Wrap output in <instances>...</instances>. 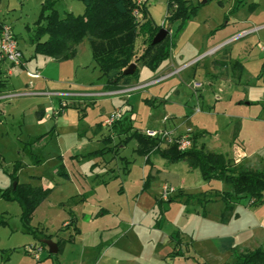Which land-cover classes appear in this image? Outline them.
Segmentation results:
<instances>
[{"label": "rangeland", "instance_id": "obj_1", "mask_svg": "<svg viewBox=\"0 0 264 264\" xmlns=\"http://www.w3.org/2000/svg\"><path fill=\"white\" fill-rule=\"evenodd\" d=\"M43 1L0 0V20L12 25L27 58L31 51L27 38L31 32L24 25L32 27ZM187 1L196 6L195 13L184 22L177 20L172 23L166 19V0L146 1L153 22L166 27L169 35L173 37L169 57L160 64L157 73L167 65H171V68L183 65L186 67L160 83L129 93V103L138 121L134 124L143 130L132 127L145 134V130L163 129V121L174 124L182 131L186 126H191L193 133L204 131L195 139L197 146L204 145L208 151L221 153L225 157L227 154L235 155L230 147L234 127H237V142L244 146L256 169L264 170V70L261 69L264 62V0ZM54 7L61 15L67 11L73 14L83 12V3L80 0H55ZM241 30H245V34L231 37ZM142 39V35L137 37L135 48L142 47ZM38 56L41 55L36 57ZM55 65L56 62H48L40 77L35 79L46 83L44 89L88 90L92 88L90 86L103 82L100 79V70L92 61L86 39L80 43L71 60L62 62L64 68L61 72L53 70ZM171 68L167 67L169 70ZM25 70L12 68L7 88L0 94L23 91L28 80ZM137 73L139 77L135 82H142L156 75L142 64H138ZM155 96L164 101L153 106L144 102L145 98ZM44 99L40 96L0 98V190L8 189L11 185L14 188L16 183H29L50 189L47 197L31 214V228L23 225L18 202L0 196V219L7 222L0 224V262L10 260L9 264H115L116 259L112 260L115 252L120 254L117 259L122 258V254L124 256L125 247L119 246L124 245L126 233L128 240L133 243L134 258L144 259L145 246L139 241L144 236V231L136 225L140 222L138 217L132 218L134 202L139 198L141 201L144 199L145 204L152 200L154 194L162 197L164 185L161 188L159 184H152L154 180L149 173L150 163L145 162V156L134 151V139L118 146L116 144L124 134H117L108 143L111 150L101 156H93L86 152L103 145L99 141L96 143L94 138L86 141L87 149H81L84 142H80L84 135L77 131L78 122L95 125L102 107L117 106L121 104V98L98 96L95 97L97 104L94 106L86 98L79 105L76 104V107L79 106L77 108L69 104L52 117L57 121L53 129L44 123L38 126L29 125L27 118L22 117L32 109H38V104L41 105ZM196 108L199 111H194ZM179 114L184 119H179ZM145 121L148 123L146 127L142 124ZM107 129L103 128V132ZM182 131L176 130V133ZM231 158L229 160L234 162ZM151 160L155 166L178 171L190 185L185 187V193H198L208 186L199 170H188L186 162H167L159 155H152ZM16 163L19 166L15 169ZM60 166L69 175V179L57 173ZM14 172L16 181L11 179ZM220 181L214 180L213 186L222 183ZM144 182L148 185L145 190ZM150 185L155 187L145 192ZM225 187L230 188L228 184ZM175 202L177 203L172 204L175 212L180 210L193 215V209H202V205L197 204L196 200L185 204L181 198L180 202ZM248 202L250 203L248 198L240 199L236 207L244 208L248 206ZM117 217H120V224L113 226ZM179 219L175 215L173 220L177 222ZM64 221L70 225L64 226ZM178 223L181 228L186 224L183 221ZM262 226L258 241L264 247V221ZM171 227L165 223L163 229L173 232ZM29 229L50 235L48 239L51 241H64L62 251L48 256L47 246L43 245L40 260L35 261L30 254L24 252V247L27 246L25 244H40ZM173 233L175 235V231ZM186 233L182 239L185 240L183 252L190 245V231L186 230ZM104 251L106 258L99 262L97 254ZM167 262L186 264L183 258L174 263L168 259L166 262L157 263L152 260L150 263Z\"/></svg>", "mask_w": 264, "mask_h": 264}, {"label": "trees", "instance_id": "obj_2", "mask_svg": "<svg viewBox=\"0 0 264 264\" xmlns=\"http://www.w3.org/2000/svg\"><path fill=\"white\" fill-rule=\"evenodd\" d=\"M80 1L83 3L82 13L73 14L67 11L62 15L54 7L55 0L42 2L29 36L33 56H47L57 61L69 60L76 54L77 45L86 39L91 50L92 61L100 70L101 76L104 77L106 90L117 89L123 85L131 84L137 79V67L132 74L124 75L122 73L130 62H135L136 65L142 64L155 72L159 65L169 57L173 46V37L167 34L160 42L152 43V38L161 25L153 22L147 8V0ZM195 10L196 6L189 4L187 0H166V19L169 23L177 20L184 22L195 13ZM140 35L143 36L142 47L138 49L135 48V42ZM261 69L264 70V62ZM1 84L5 85V80H0ZM153 101L154 99H144V102L150 104H153ZM61 108L59 107L57 111L59 112ZM237 129H234L233 137L236 136ZM108 130L109 133L103 137L104 141L110 140L113 132L118 136L124 134V137L117 142L118 146L125 145L134 139L136 142L134 151L145 156L146 163H149L151 154H158L167 162L184 161L188 167L198 169L203 180H221L230 187L228 190L211 194L206 191L191 194L177 189L168 194L166 199L161 197L155 199L160 214L165 211L166 205L181 198L184 202L198 200L199 203L219 199L223 203L220 219L226 221L231 215L234 203L240 199H250L251 206H259L264 203V170L236 164L221 153L208 151L204 145L197 146L195 139L204 131L193 133L190 148L178 149L175 144L161 148L160 142L156 138L133 129L129 114H123L121 119L108 127ZM111 148L103 146L89 152L88 155L98 154L101 156ZM15 166L16 169L19 164L16 163ZM57 173L66 176L62 166L57 169ZM11 179L12 181L17 180L15 172ZM147 186V182H144L143 190ZM49 192V188L39 185L16 183L14 188L11 185L8 189L0 190V196L18 202L22 223L27 228H31L29 226L31 214ZM5 223H7L5 220L0 219V224ZM30 233L42 246L45 244L41 242V239L50 238V235L42 231L30 230ZM56 243L57 253H59L65 242L57 241ZM57 253H48V256ZM226 264H264V248L257 247L237 253L235 260Z\"/></svg>", "mask_w": 264, "mask_h": 264}, {"label": "crops", "instance_id": "obj_3", "mask_svg": "<svg viewBox=\"0 0 264 264\" xmlns=\"http://www.w3.org/2000/svg\"><path fill=\"white\" fill-rule=\"evenodd\" d=\"M24 26L28 31L31 32L30 30L31 28L29 27V25H24ZM235 35L237 34L234 33L232 34L231 37ZM27 42H28V46H30V50L32 51L28 53L29 54L28 58L26 57L25 52L21 49L19 45V48L21 49L22 54H23L22 64L12 65L5 61L0 62V80H7L5 82V85H2V84L0 85V93H2V91H4L7 88V83H8V78H9L8 76L12 74V68L17 67V68L26 69L25 70L26 77L28 78V80L24 84L25 89L23 91H30V94L21 95V96H27V97L28 96H31V97L40 96L42 98H45L41 105L38 104V109L34 108L30 110L27 114H23L22 117L27 118V122L29 123V125L38 126L44 123L45 126L47 125V127H50L53 129L57 121H55V119L52 117L58 112L57 110L59 109V107H62L61 108L62 110L64 107L71 104V107L77 108L79 106L76 107V104L79 105L81 101L86 100V98L89 99L90 105L94 106L97 104V99H95V97H98V96H94L92 95V93L101 92L103 90H106L104 88V81H105L104 77L100 78L101 80H103L101 84L90 86L92 88H89L88 90H66V89L65 90H47V89H44V86H46V83L45 82L41 83V81L38 82L35 79H38L40 77L41 72H43L46 69L45 66L48 64V62H56V65L53 70L56 72H61L64 68V66L62 65V62H65L68 60L57 61L47 56H38V57H36L37 55L33 56V48L29 42V36L27 38ZM79 45L80 43L77 45L76 49L78 48ZM136 67H138V65H136ZM159 67L157 71L154 72L156 73V75L167 71L168 70L167 67L171 68V65H167V67L163 68L162 71L157 73L160 70ZM28 73L37 74V76L31 77L29 76ZM156 75L154 74V76L148 78L147 80L155 77ZM135 81L131 83H139ZM120 84L121 83H119V86ZM36 86H39V87H36ZM143 89H139V90H143ZM112 90H116V89H112ZM129 96L130 94L100 96V97L109 98V99L118 97V98H121L122 102L121 104L117 106H113L111 108L102 107V109L98 113L99 116L97 120L95 121V125L93 126L83 124L82 122L81 123L78 122V129H77V131H79L78 134L84 135L82 136L81 142H80V143L84 142L81 146V149H87L85 147V143L87 140H92L95 138L96 143H98L99 141L101 142V145L108 146V143H111L113 141V138L117 137L116 133L113 132L111 134L110 140L108 141L103 140V137L109 133V130L107 129L106 132L105 131L103 132V128L105 127L102 125V120L108 114V112L115 107H122L123 110L126 111L125 115L127 114L130 115L131 123H132L131 125L133 127L142 129L141 127H138L136 126V124H134V122H138L137 115L133 111L132 105L129 103ZM145 99H150V100L154 99L153 104H151L152 106L164 101V99H161V97L159 96H155L152 98H145ZM178 117L179 119H184L181 114H179ZM139 124L141 125V122ZM142 124H144L145 125L144 127H146L148 123H146L145 121ZM161 124H163L164 128H168V129L176 128L177 131H182L181 129L179 130V128L176 127L174 124H167L166 121H163V123ZM186 128H191V126H186L183 130H185ZM234 128H237V127H234ZM214 135L216 138L217 135L215 133ZM232 137H233V134H232ZM233 139H235V141ZM135 146H136V143H135ZM98 149H95V150H98ZM230 149H231L230 151L234 152L233 154H235L234 156L236 159L234 158V156H231V155L229 156L228 154L226 155V158L230 159L232 157L234 160V163L236 164L238 163L246 167L256 168L251 163L248 154L244 150V146L241 143L239 144V142H237L236 136L232 138V145ZM65 150H67L66 142H65ZM91 151H94V150H91ZM91 151L89 150L86 153L88 154ZM152 155L155 156L158 154H151L149 156V163H150L149 173L152 176L151 179L154 180L152 184L153 185L159 184L158 186H160L161 188L164 184H168L174 187L175 189L174 192L177 189H181L183 192H187L185 191V187L190 186V185L187 184L186 179L182 177L178 171L173 170L172 168L155 166L153 164L154 161L151 160ZM93 156H99V155L96 154ZM186 168L188 170L194 169V168L188 167V165ZM113 173L114 172H112V175H114ZM65 178L69 179V175L67 173H66ZM213 181L214 180L206 181L208 185L207 188L204 189L206 193L211 194V193H216L219 191L228 190L222 181L220 182H222L224 185L220 183L217 186H213L214 185ZM153 185H150L148 190H146L145 192L155 187ZM43 188H49V187H43ZM161 188L159 190H161ZM200 192H203V191H200ZM152 197H153L152 200H150V202L146 201L145 204L143 203L144 199L142 201L139 198L136 199V201L134 202L135 207L133 208L134 216H132L133 219L138 217L137 219H139L140 222H138V224L136 225H138V227H140L144 231L143 233L144 236L140 238L139 241L142 242L145 246V250L143 253L145 258L140 259V260L134 258L132 240L130 239L128 240L127 233L125 232L126 234H125L124 245L120 244L119 246V248L125 247V253H124V256L122 254V258L119 257V259H117V255H120V254L115 252L114 257L112 258V260L116 259L115 264H151L150 262L152 260H155L157 263H160L161 261L166 262L167 259L171 261L172 263H174L177 259H180V258H183L186 264H201V263L213 264L215 262H218L219 264H226V263L233 262L235 260V256L237 253H241L247 250H252L257 247H262L260 246L261 244H259L260 241L258 240H259V236L262 234L260 233V231H262L261 230L263 227L262 222L264 221V203L259 206H251L248 202L247 203L248 206H244V208H240L241 209L240 210L239 207H236L238 206L236 204L238 202L237 201L234 203V207H233V210L231 211V215L229 216V218L226 221H221L220 214L223 209V203L219 199L206 202V203L205 202L199 203V201L196 200L197 204L202 205V209L200 211L193 209L192 211H194V214L192 215L189 212H184L180 210L178 212H175V207L172 205L174 203H177L175 201H173V203H171L170 205H166L165 211L162 214H160L159 208L155 204V199L160 198V194L159 195L154 194V196ZM187 203L188 202H185V204ZM175 215H178V217L180 218L178 221L186 222V224H184L182 228L181 226H179L178 221L175 222L173 220ZM148 217H150V219ZM88 218L91 219V216H88ZM165 223L172 226L171 231L173 232L175 231V235L173 232H167L168 230L164 231L163 228H164ZM119 224H120V217H117L116 222H114L112 225L119 226ZM63 225L68 226L70 224L67 221H64ZM186 230L190 231V234H189L190 245L187 246L186 252H183L182 251L183 241L185 242V240H182V239L185 234L187 235ZM121 235H123V233H121ZM34 243L35 242L27 243L25 245L34 244ZM24 248H25L24 252L27 253L26 246ZM188 253H192V254H188ZM97 255H98L97 259L99 260V262L102 261L103 259L105 260L106 251L100 254H97ZM199 257H202L204 260L200 261L199 259H202V258H199ZM6 261L7 262H0V264L10 263V260H6ZM166 264H168V262Z\"/></svg>", "mask_w": 264, "mask_h": 264}, {"label": "built area", "instance_id": "obj_4", "mask_svg": "<svg viewBox=\"0 0 264 264\" xmlns=\"http://www.w3.org/2000/svg\"><path fill=\"white\" fill-rule=\"evenodd\" d=\"M136 13V10H135ZM245 30H242L240 33L234 36V38L242 36L245 34ZM23 54L21 49L19 48V44L16 36L13 33L12 27L8 22L3 20L0 21V62L5 61L12 65H20L22 64ZM185 65L177 68H171L167 71L156 75L155 77L139 83H131L127 85H123L116 90H103L101 92L92 93L94 96H102V95H119V94H129L130 92L143 89L150 85H154L160 83L173 75L177 74L179 70H181ZM186 67V66H185ZM29 76L35 77L37 74L28 73ZM30 94V91H19L14 93H4V95L0 94L1 97H14ZM199 109L196 108L195 111ZM124 114V110L122 107H115L111 109L108 114L103 118L102 125L104 127L112 126L117 120L121 119ZM164 120H167L166 118ZM145 134L156 138L160 143L159 145H172L175 144L178 149H188L192 145V135L193 131L191 128H186L181 133H176L175 129L163 128L157 131L155 130H145ZM174 187L168 184H164L163 189L161 191V198H167L168 194L174 192ZM43 251V246L41 244H29L26 246V252L31 255V257L35 261L40 260L41 252Z\"/></svg>", "mask_w": 264, "mask_h": 264}, {"label": "water", "instance_id": "obj_5", "mask_svg": "<svg viewBox=\"0 0 264 264\" xmlns=\"http://www.w3.org/2000/svg\"><path fill=\"white\" fill-rule=\"evenodd\" d=\"M169 34V30L166 27H160L157 33L152 38V43H158L165 38V36ZM136 68L135 62H130L122 71L124 75H129L134 72ZM41 242L47 246L48 253L55 254L58 251L57 243L51 241L48 238L41 239Z\"/></svg>", "mask_w": 264, "mask_h": 264}]
</instances>
